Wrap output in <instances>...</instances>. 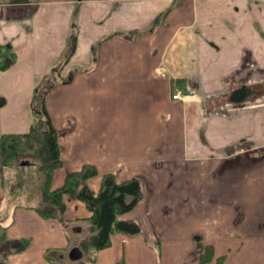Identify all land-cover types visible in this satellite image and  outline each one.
Here are the masks:
<instances>
[{
	"label": "crops",
	"instance_id": "1",
	"mask_svg": "<svg viewBox=\"0 0 264 264\" xmlns=\"http://www.w3.org/2000/svg\"><path fill=\"white\" fill-rule=\"evenodd\" d=\"M72 32L59 72L72 79L45 97L62 160L50 187L89 164L93 191L106 173L138 176L146 191L119 215L141 232L112 233L83 264H197L206 244L208 264H264V0H0V43L16 53L0 71V136L29 130L33 90L62 63ZM172 80H183L180 100ZM242 86L250 95L232 102ZM2 191L0 159V202ZM63 201L69 222L90 215L79 199ZM168 202L195 213L185 252L181 229L168 236ZM10 219L8 239L30 243L4 264H53L45 252L68 250L81 231L20 205Z\"/></svg>",
	"mask_w": 264,
	"mask_h": 264
},
{
	"label": "trees",
	"instance_id": "2",
	"mask_svg": "<svg viewBox=\"0 0 264 264\" xmlns=\"http://www.w3.org/2000/svg\"><path fill=\"white\" fill-rule=\"evenodd\" d=\"M75 32L69 35L67 50L62 63L54 67L40 84L33 90L30 107L35 123L30 125L24 133H3L0 136V159L2 171L29 169L34 167L40 181V201L36 205H26L33 208L41 217L53 219L69 226L68 219H64L65 203L63 196L75 197L84 202L90 212L85 219L88 223L89 235L81 241L79 247L83 251V257L77 261H69L67 264H83L85 261H94L96 252L110 245V236L114 232L129 235L141 232L140 224L134 219H119L118 215L133 209L145 195L144 185L138 176L126 178L121 181L115 180V176L106 173L102 176L100 187L97 191L91 190L85 183L88 178L96 175L93 165L85 164L79 170L66 174L62 185L52 189L50 187L54 169L62 165L60 146H58V133L52 118L46 110V96L56 84H66L72 79V75L61 78L59 72L69 57L74 52L76 43ZM16 61V53L11 44L0 43V71L9 69ZM183 80H172V88L175 84H181ZM250 89L242 86L233 89L229 95L232 102H240L250 95ZM43 123V124H42ZM194 241H201L200 237L194 236ZM0 243L5 246L3 255L20 252L26 249L29 239L19 238L9 240L3 233ZM210 244L202 247L197 264H208L214 259V249ZM56 250H47L45 258L53 264H65L56 258ZM61 257L63 255H60ZM59 256V257H60ZM224 256L217 257L215 264H223ZM1 264H4L1 263Z\"/></svg>",
	"mask_w": 264,
	"mask_h": 264
},
{
	"label": "rangeland",
	"instance_id": "3",
	"mask_svg": "<svg viewBox=\"0 0 264 264\" xmlns=\"http://www.w3.org/2000/svg\"><path fill=\"white\" fill-rule=\"evenodd\" d=\"M182 86V84H178ZM190 88L189 84L187 85ZM112 115H115L112 113ZM35 117L33 122L35 123ZM35 121V122H34ZM43 124V123H42ZM29 169L18 170H6L2 171L3 179V191L2 201L0 202V236L3 235L8 239L6 230L8 229L11 221V214L15 206L27 207L26 205H36L40 201V181L38 174L35 172L34 167L30 166ZM142 181V180H141ZM144 185V183H143ZM145 188V185H144ZM145 191V190H144ZM175 200V199H173ZM134 210V209H133ZM132 211V209L130 210ZM9 212V213H8ZM129 212V211H128ZM127 212V213H128ZM126 213V212H125ZM123 214V213H122ZM144 214V210L136 213L138 217ZM168 236L169 233L175 232L174 229L179 230L177 235V252H185L187 249L186 240L183 238V232L188 229L189 226L196 225L195 213L190 212L188 208L182 206H175L172 202H168ZM10 215V216H9ZM119 216V215H118ZM133 219V218H132ZM135 220V219H134ZM137 221V218H136ZM140 223L139 221H137ZM70 227H81L80 232H74L71 234L73 237L68 246V250L59 252L57 251L56 258L62 262H68L67 253L69 249L74 247L73 244L79 245V241L86 237L88 233V223L85 219H80V223L68 222ZM71 229V230H72ZM70 230V229H69ZM71 232V231H70ZM194 238V236H192ZM5 246L0 243V264L5 262L6 256H4ZM60 255H63L62 257ZM60 256V257H59Z\"/></svg>",
	"mask_w": 264,
	"mask_h": 264
},
{
	"label": "water",
	"instance_id": "4",
	"mask_svg": "<svg viewBox=\"0 0 264 264\" xmlns=\"http://www.w3.org/2000/svg\"><path fill=\"white\" fill-rule=\"evenodd\" d=\"M82 250L78 246H74L69 249V252L66 254L70 261H77L83 257Z\"/></svg>",
	"mask_w": 264,
	"mask_h": 264
},
{
	"label": "built area",
	"instance_id": "5",
	"mask_svg": "<svg viewBox=\"0 0 264 264\" xmlns=\"http://www.w3.org/2000/svg\"><path fill=\"white\" fill-rule=\"evenodd\" d=\"M190 89V88H188ZM182 88L180 85L175 84L171 91V99L173 100H180L182 96H184V92H182Z\"/></svg>",
	"mask_w": 264,
	"mask_h": 264
}]
</instances>
